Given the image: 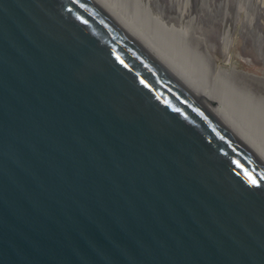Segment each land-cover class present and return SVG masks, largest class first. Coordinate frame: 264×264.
Segmentation results:
<instances>
[{
	"label": "water",
	"instance_id": "1",
	"mask_svg": "<svg viewBox=\"0 0 264 264\" xmlns=\"http://www.w3.org/2000/svg\"><path fill=\"white\" fill-rule=\"evenodd\" d=\"M0 264H264V161L97 0H0Z\"/></svg>",
	"mask_w": 264,
	"mask_h": 264
},
{
	"label": "rangeland",
	"instance_id": "2",
	"mask_svg": "<svg viewBox=\"0 0 264 264\" xmlns=\"http://www.w3.org/2000/svg\"><path fill=\"white\" fill-rule=\"evenodd\" d=\"M99 1L111 13L117 12L116 17L119 20L131 22L130 25L134 27V31L138 35L140 33L145 41H149L150 46L160 56H164L162 58L166 61V58L171 59L173 62H167L174 66L177 65L185 76L177 71L202 96L207 91L215 94L218 98L215 99L214 96L212 98L217 108L209 95L207 98L216 109L222 108L231 115V109L227 108L225 98L222 100V96L219 95L222 91L218 85L216 86L215 78L219 75L227 86L233 87L238 94H244L242 98L248 100L243 101L242 115L247 116L246 118L253 117L259 122L258 119L254 118V115L249 114V107L250 104L251 107H258L261 104L264 110V82L262 80L264 78L263 0H134V4L132 3L133 0ZM135 5V8L132 7ZM156 26L161 27V31L160 38L155 39L149 34V30H154ZM171 34H175L176 37H172ZM152 39L156 44L152 42ZM164 43H171L176 54H182L191 59L194 62V68L197 69L196 72L202 74V77L206 76L207 78L205 77L206 79L204 78L203 81L206 83L207 80V84L210 86L198 81L195 77L196 72L193 76V72L183 68L180 58L171 56L172 54L161 46L165 45ZM228 44L230 52L226 56L224 50ZM174 66L172 67L174 68ZM232 67L259 78H249L242 74L230 73L229 70L233 69ZM227 98L230 99V97ZM229 105L232 106V103L230 102ZM232 116L238 123L236 127L240 131H245L242 120L239 122L234 114ZM258 127L254 129L257 132L259 131ZM254 130H251L247 135L253 139L260 150L264 151V146L260 144L258 139L260 136Z\"/></svg>",
	"mask_w": 264,
	"mask_h": 264
},
{
	"label": "bare ground",
	"instance_id": "3",
	"mask_svg": "<svg viewBox=\"0 0 264 264\" xmlns=\"http://www.w3.org/2000/svg\"><path fill=\"white\" fill-rule=\"evenodd\" d=\"M99 3L100 1L97 0ZM259 1V0H258ZM264 1V0H263ZM135 2L134 0L132 1V3ZM101 4V3H100ZM134 4V3H133ZM137 4V3H136ZM262 4V3H261ZM103 6V4H101ZM260 5V4H259ZM263 5V4H262ZM264 6V5H263ZM104 7V6H103ZM132 7H136L135 6H132ZM260 7V6H259ZM106 8V7H104ZM243 8V7H242ZM110 12V11H109ZM111 13V12H110ZM113 14V13H111ZM115 17L117 15V12L115 14H113ZM183 15V13H182ZM117 18V17H116ZM118 19V18H117ZM119 20V19H118ZM122 20V21H121ZM119 20L128 30H130V32H132V34L142 43L144 44V46L150 50V52L160 61L162 62L167 68H169L174 74H176V76H178L182 82H184L193 92H195L197 95L200 96V98H202L204 100V102L208 105V106H213L212 107V110L214 111V113L217 115V117H219L223 122L224 124H226V126H228V128H230V130H232L245 144L248 145V147H250L254 152H256L258 154V156L264 161V151L260 150L259 147H257V145L254 143L253 139L251 137H249V135H247V133L249 134L251 130H254L255 128H257L258 126L260 127H263V128H259V131H255V133L257 135H259L260 137H258L259 141H260V144H262L264 146V110H263V107L261 106V104H259L258 107H251V104H250V110H249V114L252 116L254 115V118L258 119V121L254 120L253 117H249V118H246L244 115H242V112H241V108H244V102L243 101H248L247 99L245 100L244 98H242V95L240 92V94H238V92L233 89V87H230V86H227L224 81L218 76H216L215 78V82H216V86L218 85L219 86V89L222 91V93L227 96V97H230L227 98L225 97L221 92L219 93V95H221L222 97V100L223 98H225V104L227 106L228 109H231V115L228 114L227 112H225L222 108L219 110V109H216L217 106L215 105V101L213 100L212 96H214L215 99H217L218 97H216L215 94L211 93L210 91H207L205 95V97H203L200 92L197 91L196 88H194L180 73H183V71H181V69H179L176 66H174L172 63H168L167 61H172L171 59L169 60L168 58L167 61L162 58V56H160L151 46H150V43L149 41H145V39L140 35H139L134 31V27H131V22H127L126 20L124 21L123 19ZM133 28V29H132ZM160 28L161 27H158L156 26V28L153 30H149V34H151L153 36V38H160ZM164 29V28H163ZM148 30V29H146ZM135 32V33H133ZM172 35V34H171ZM172 37H176L175 34L172 35ZM183 37V36H182ZM181 41V40H179ZM230 41V40H229ZM152 42L155 43L154 39H152ZM156 44V43H155ZM165 44V43H164ZM230 44V43H229ZM226 45L225 46V50H224V54L226 56L229 55V49H230V46ZM161 45V44H160ZM158 46V45H157ZM163 46L169 53H171L172 55L171 56H176L178 58H180V60L182 61V67L183 68H186L187 70H189L191 73L193 72V76H194V73L196 72L197 69L194 68V62L191 60V59H188L187 57L183 56L182 54H176L175 53V50L173 49V47L171 46V43L170 44H165V45H161ZM154 47V46H153ZM164 57V56H163ZM173 62V61H172ZM174 66V68L172 66ZM233 69L229 70L230 73H236V74H242V75H245L249 78H259V77H256L252 74H249L248 72H245V71H241V70H238L234 67H232ZM205 69V68H204ZM180 72H178V71ZM208 70V69H206ZM207 72V71H206ZM201 73V72H200ZM184 75V73H183ZM202 75V74H201ZM199 73L196 72V79L198 81H201L203 84H207V80H206V83L205 81H203V79L206 77H202ZM185 76V75H184ZM222 77V76H221ZM207 78V77H206ZM205 78V79H206ZM263 82H264V78H262ZM209 83V82H208ZM210 86V84H207V86ZM215 89V88H214ZM216 93H218V91H216ZM208 95L210 96V99L212 100L213 104L211 103V101L208 99ZM208 97V98H207ZM220 98V96H219ZM247 98V97H245ZM230 100V101H229ZM242 100V101H241ZM218 102L220 103V101L218 100ZM230 102L232 103V106H230ZM224 105V104H223ZM227 109V110H228ZM234 116H236V118L238 119L239 122H241L242 120V125L244 126V129L245 131H240L236 125L238 124L236 119L234 120L233 119V114ZM256 116V117H255ZM261 118H260V117ZM232 122V123H231ZM236 123V124H235ZM241 124V123H240ZM255 126V127H253ZM246 132V133H245ZM263 153V154H262Z\"/></svg>",
	"mask_w": 264,
	"mask_h": 264
}]
</instances>
